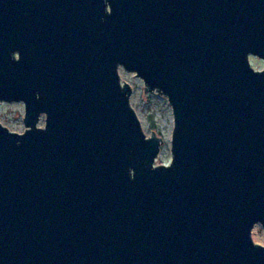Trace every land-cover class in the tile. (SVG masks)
I'll return each instance as SVG.
<instances>
[{
  "label": "water",
  "instance_id": "obj_1",
  "mask_svg": "<svg viewBox=\"0 0 264 264\" xmlns=\"http://www.w3.org/2000/svg\"><path fill=\"white\" fill-rule=\"evenodd\" d=\"M0 102V264H264V0H0Z\"/></svg>",
  "mask_w": 264,
  "mask_h": 264
},
{
  "label": "rangeland",
  "instance_id": "obj_2",
  "mask_svg": "<svg viewBox=\"0 0 264 264\" xmlns=\"http://www.w3.org/2000/svg\"><path fill=\"white\" fill-rule=\"evenodd\" d=\"M250 66L259 71L263 67L262 60L257 57H249ZM120 82H125L131 87L129 104L140 121L143 132L150 136L155 132L162 139L160 152L156 158L155 165H168L171 161V135L173 130L172 109L165 96L157 92H144V83L137 78L134 73L125 71L122 67L118 68ZM24 105L18 103L0 102V125L14 131L22 133ZM44 117L41 116L38 126H43ZM252 241L255 244L264 246V233L259 224L255 225L251 233Z\"/></svg>",
  "mask_w": 264,
  "mask_h": 264
}]
</instances>
